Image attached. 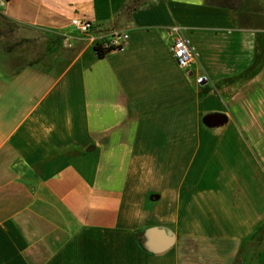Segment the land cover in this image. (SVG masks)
Returning <instances> with one entry per match:
<instances>
[{"label": "crops", "instance_id": "1", "mask_svg": "<svg viewBox=\"0 0 264 264\" xmlns=\"http://www.w3.org/2000/svg\"><path fill=\"white\" fill-rule=\"evenodd\" d=\"M0 13L15 25L0 45V264H233L264 219V58L241 75L255 29L206 0H0ZM112 31L125 44L96 55ZM150 226L170 236L141 248L133 232Z\"/></svg>", "mask_w": 264, "mask_h": 264}, {"label": "rangeland", "instance_id": "2", "mask_svg": "<svg viewBox=\"0 0 264 264\" xmlns=\"http://www.w3.org/2000/svg\"><path fill=\"white\" fill-rule=\"evenodd\" d=\"M234 6L237 23L240 22L244 26L249 24L255 29L256 46L259 52L264 53V0H235ZM13 26L14 23L6 20L0 13V45L5 43L7 30L12 29ZM233 264H264V219L242 241Z\"/></svg>", "mask_w": 264, "mask_h": 264}, {"label": "built area", "instance_id": "3", "mask_svg": "<svg viewBox=\"0 0 264 264\" xmlns=\"http://www.w3.org/2000/svg\"><path fill=\"white\" fill-rule=\"evenodd\" d=\"M68 24L78 32H86L90 27L89 20L79 17H70ZM169 28L172 35L168 51L178 67L187 68L194 57L193 48L180 26L170 25ZM125 40L126 33L124 31H112L98 43V46L103 51L109 48H121L125 44Z\"/></svg>", "mask_w": 264, "mask_h": 264}, {"label": "trees", "instance_id": "4", "mask_svg": "<svg viewBox=\"0 0 264 264\" xmlns=\"http://www.w3.org/2000/svg\"><path fill=\"white\" fill-rule=\"evenodd\" d=\"M134 1H136V0H134ZM206 2L211 3V4H216V5H219V6H225V7L229 8V9H231L233 11L234 17H235V13H236L235 9H234L235 8V6H234L235 0L234 1L233 0H206ZM235 20H236V17H235ZM237 24L240 25V26H244L243 24H240V22H238ZM248 26H249V24H248ZM256 34H257V32L255 31L254 52H253L254 53V60H253V63L246 70L241 72V75H246L249 72H253L258 67V65L260 64V61L264 58V53H262L261 51L259 52L258 51L259 49L256 46V44H257L256 43V39H257ZM91 48L94 50L96 55H100L103 52V50L98 46L97 42H93V44L91 45ZM133 235H134V238H135V241L137 242V244L141 248H145L144 245L142 244V239L144 238V236L142 234V230L135 229L134 232H133Z\"/></svg>", "mask_w": 264, "mask_h": 264}, {"label": "water", "instance_id": "5", "mask_svg": "<svg viewBox=\"0 0 264 264\" xmlns=\"http://www.w3.org/2000/svg\"><path fill=\"white\" fill-rule=\"evenodd\" d=\"M204 118L207 121H219L222 119L221 115L218 113H207L204 115ZM144 238L142 239V244L145 249L149 248V244L161 245L167 237L170 235L167 234L161 227L150 226L142 230Z\"/></svg>", "mask_w": 264, "mask_h": 264}]
</instances>
